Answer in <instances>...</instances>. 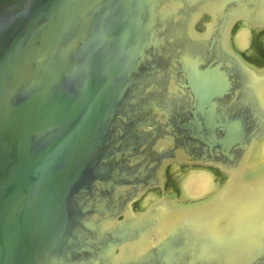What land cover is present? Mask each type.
I'll return each mask as SVG.
<instances>
[{
  "label": "water",
  "instance_id": "obj_1",
  "mask_svg": "<svg viewBox=\"0 0 264 264\" xmlns=\"http://www.w3.org/2000/svg\"><path fill=\"white\" fill-rule=\"evenodd\" d=\"M71 1L28 0L23 11L0 15V264H158L144 254L126 255L146 249L175 227L185 228L191 219L197 223L218 191L239 193L242 187L237 180L251 181L260 173L253 165L259 139L248 145L242 118L222 121L217 109L223 110L228 98L233 99L234 106H241L237 105L238 95L256 105L257 85L259 82L263 88L264 77L250 78L260 70L251 66L235 44L233 28L243 20L252 27L264 26V18L256 14L257 0H197L186 4L191 15L180 25L185 30L186 46L178 56L172 53L173 66L157 74L169 77V108L177 105L172 98L183 97L191 104L187 107H193L184 126L198 140L203 158L209 153L231 156V152L247 149L244 159L228 168L207 159L191 162L172 158L174 137L164 141L159 133L170 115L133 124L134 74L139 68L121 62L117 65L124 55L134 58V49L125 53L116 50L123 44H135L136 33H123L119 38L105 35L100 18L89 31L77 30L81 17L68 14ZM247 11L255 16L245 14ZM59 12L62 14L57 16ZM137 20L123 17L121 28L130 32V28L144 31L150 27L146 23L137 27ZM112 23L106 27H114ZM169 28L178 29L179 24L170 22ZM186 54L192 57L185 59ZM196 62L201 69L215 67L225 80L219 82V75L214 76L211 69L197 73L192 65ZM154 87L146 91L154 92ZM208 88L214 103L210 112L206 105ZM156 107L165 109L164 104ZM256 117L262 121L264 115ZM208 131L213 134L209 138ZM188 147L182 146L185 150ZM162 155L168 156L158 163ZM175 162L219 166L232 175L233 181L223 183L212 194L194 198L197 211L187 209L166 230L159 228L158 218L148 229L135 231V219L154 205L147 207L150 202L144 205L142 201L133 212L129 207L147 190L164 187L165 168ZM159 208L163 209L162 205ZM226 209L224 215L213 216L218 225L232 218V207ZM261 209L264 212V205ZM194 225L200 230L201 224ZM226 228L230 236L224 250L216 249L219 256L230 257L228 264H264V217L258 224L261 250L255 251L251 243L255 232L247 235L250 246L233 249L229 243L235 237L233 221ZM144 242L150 243L144 247ZM108 243V254H103ZM116 248L124 255L114 257ZM201 254L195 261L199 258V264H210L209 255ZM255 254H259L258 260Z\"/></svg>",
  "mask_w": 264,
  "mask_h": 264
},
{
  "label": "flooded vegetation",
  "instance_id": "obj_2",
  "mask_svg": "<svg viewBox=\"0 0 264 264\" xmlns=\"http://www.w3.org/2000/svg\"><path fill=\"white\" fill-rule=\"evenodd\" d=\"M192 1L194 3H197V0ZM257 1L259 3V10L256 14H258V17L260 18H264V0ZM188 2L191 1L72 0L69 3L70 6L68 7V14L76 18L77 16L81 17L80 22H78L76 27L77 30L80 29L89 31L92 28L95 19L100 18L104 34L109 33L110 35L117 36V38H119L123 33H126L125 35L130 34V36H133L134 33H138V36H142L141 41L145 40L146 42L136 45L126 44V46H124L123 44L118 46V49L116 50L117 53H125L128 50L134 49V58L126 59V55H124V57L122 56V58H125L124 60L118 58L117 65L124 63L125 65H129L132 69L139 68L136 76L134 74L136 85L132 94V98L136 101V107H133L131 109V114L134 116V119L132 120L133 124L137 125V122H140L141 124L139 125H143L144 122L153 121L154 116L170 115V119L167 118L166 121H164V128L159 133H161V137L162 139H164V141H169L172 136L174 137L175 143L174 147L171 150L172 158L176 159L179 157H183L190 159L189 161L191 162H194L196 160L202 161V159L206 161L205 159H207L212 161L211 163L224 164V166L230 168L237 165V163H240L244 159L243 154H245L247 149L242 148L236 150L235 152H231V156H224L223 154L212 155L209 153L205 158H203V154L200 153V149L197 148L199 144L198 140L195 139L190 134V132H188L186 126H184L186 124L187 116L191 115L194 111L193 107H187V104H190L188 103L189 100L185 101L186 99H183V97L178 99L172 98L171 100L175 101L177 105L173 108H169L170 96L167 86L169 77L166 75V73L161 77L157 76V74L163 72L165 68H168L169 66H173L175 64V60H172V53L175 52L178 56V53H180L186 46L183 39L185 30L180 28V25L183 23H181V21H184V18H186V16L189 17L191 15V10L186 11L185 7ZM15 4H17L18 6L15 7ZM27 4L28 0H0V15H11L17 12H21L25 9ZM10 6L12 7L10 8ZM196 8L197 6L194 7L195 10ZM195 10H193V12ZM195 13L196 12H194V14ZM61 14L62 13L59 12L56 15L59 16ZM245 14L255 16V13H249V11L245 12ZM123 17L124 19L129 18L132 21H136L137 19H139V21L137 20L136 22L137 25L138 22L139 24L146 23L148 26L150 24V27L144 30L145 32L141 28H130V32L129 29H126V31L121 28ZM111 21H113L112 24H114V27H106L107 23L109 24V26L111 25ZM243 21L245 22H243L242 24L245 23L247 29H250L252 31L250 34H252L253 38L255 39L256 37L259 41L258 45L256 44V41H254V43L250 46L252 50H257L258 53H247L246 57L249 59L251 66L260 71H264V26L252 27L248 21ZM170 22H177L179 24V28H169ZM83 25L85 27H83ZM135 48L137 49V51L135 50ZM141 71L143 72V74H141ZM153 86H155L153 88L155 89L154 92L146 91V89L150 87L152 88ZM257 86L258 91L255 94L256 97L254 98L257 107L254 104L255 102H251L249 100L246 101L244 97H241L242 95H238L236 98L240 103L237 102V105L241 104V106H234L233 99H231L230 101L228 98L225 108H223L222 110L218 107L217 109L222 121H224L225 118H233L235 116L237 118H242L241 122L243 126H245L244 130L246 138H248L247 144L249 145V143L256 138L257 140L259 139L258 141L256 140L257 143L254 147L255 151L260 147L261 143L264 142V118L261 121L259 117H256L258 115H264V103H260L258 101L260 96L264 98V85L263 88H259L260 85L258 82ZM252 96L254 95L252 94ZM229 101L230 104H228ZM160 104H164L165 109L160 107L154 108L155 106H159ZM222 134V131H219V135L221 136ZM185 144L189 145L188 150L182 148V146ZM234 153L235 155L233 156ZM165 154H167V152ZM166 156L168 155L160 156L159 158H157V162L159 163L163 161ZM253 165L258 168L260 172L259 175L264 176V156H260L258 162L253 163ZM187 167H207L213 170L218 169L222 174L231 175L228 172L222 171L219 166L215 165L205 166V164H179L175 162L174 164L168 165L167 168H165V186H158L152 188L151 190H147L139 201L134 202L129 207L130 212H133L134 209L137 210V208L141 204V201H143L148 194L154 192L158 193L154 199H151L152 201L150 200L151 202L149 201L150 203L147 207L160 203L162 205V208L166 209L167 212H170L176 208H186V210L188 209L189 211L196 212L197 206L196 203H194V199L182 195L179 186L174 183L173 170L179 171L180 169H184ZM223 183L221 182L219 187H221ZM160 227L162 229H165L161 226V224L159 225V228ZM116 251L112 254L114 257H116L117 255H124V252L119 251V249L117 248ZM131 254L136 257V254L132 251ZM129 258H132V256L130 255Z\"/></svg>",
  "mask_w": 264,
  "mask_h": 264
},
{
  "label": "rangeland",
  "instance_id": "obj_3",
  "mask_svg": "<svg viewBox=\"0 0 264 264\" xmlns=\"http://www.w3.org/2000/svg\"><path fill=\"white\" fill-rule=\"evenodd\" d=\"M190 1L191 2L187 3L188 5H192L193 1ZM228 1H233L234 3L244 2V0ZM144 25L145 24H139L138 22L137 27H143ZM252 37L253 36H251V38ZM133 38L135 40V44L142 42V36H138V34H136ZM252 41L253 39H251L250 45L253 44ZM245 54L247 55V53ZM191 57L192 56L190 54L185 55V59H190ZM192 65H194L193 68L197 73L207 72L211 69H201L198 67V63L197 65ZM211 70L214 76L219 75V82L225 80L223 74H221L218 69L212 67ZM253 75H249L250 78L256 77L257 80H259V78L264 77V71H259L258 73H255ZM210 89L211 88H208V94H206V105L208 109L207 112H210L212 105L214 104L211 102L212 94L210 92L212 91ZM258 101L260 103H264V98L260 96ZM209 135L213 134H210V131H208L206 136L209 138ZM210 175L211 178L213 177L221 183L220 177L216 175L213 171L210 172ZM174 180L177 181V178H174ZM245 180L246 179L244 178H242L241 180H237V185H240L242 187L239 193H231L230 191L229 194V192L224 193L222 191H218L215 201L211 202L212 205H206L207 207H205V209L202 211L201 218L198 220L196 219L197 223H195L194 219H191V221L186 222L185 228L175 227L168 233L163 234L164 236H160L154 243H151L146 249H136L132 252L140 257L143 256V254L147 255V257H150L152 261L156 260L158 264H199V258H197V260L195 261V257H200L202 255L201 251L206 252L208 255L209 252H214L208 256V258L211 260L210 264H228L230 257H227L224 254H222V256H219V254H217L216 252V249L224 250L227 247L226 242L229 239L228 236L230 235L229 233H227L226 226L228 222L232 221L233 226L235 227L234 232L232 234L235 237L230 238V246H233V249L236 250H244L245 247L250 246V244L252 243L255 247V251H257V249H260L262 247V245H260L261 243L258 237V224L260 223V219L264 217V212H260L262 210L261 207H263L264 205V176L260 178V176L258 177V175H256L254 180ZM250 182H253L252 185H250ZM146 200H150V194L145 197L143 202H145ZM160 205H154L151 209H149L150 211L145 215H142L140 219H135V221H137L134 222L136 226L135 231L139 232L144 229H148V226L154 224L155 221L161 217L160 215H162L165 210L159 208ZM227 207H232V218H227L218 225V219L213 216H219L220 214L224 215L226 213ZM194 224H201L198 225L200 227V230ZM252 232H255L256 235L253 236V238L251 239L252 242L250 243V241H247L246 239L249 238L247 235ZM237 235L241 236L240 242L238 241ZM200 238L202 240L200 246L196 247V243L197 241H199ZM243 239H245V241H242ZM110 245L111 243H108L107 246L104 247L105 250H103V254H108L107 251L109 250L108 247ZM187 253L190 254L188 255ZM130 255L131 251L129 252V254H127V257H129ZM253 256L257 260L259 259V254H255ZM156 258H158V260ZM90 264H97V262L92 261Z\"/></svg>",
  "mask_w": 264,
  "mask_h": 264
},
{
  "label": "bare ground",
  "instance_id": "obj_4",
  "mask_svg": "<svg viewBox=\"0 0 264 264\" xmlns=\"http://www.w3.org/2000/svg\"><path fill=\"white\" fill-rule=\"evenodd\" d=\"M243 22H245V21H239L238 24H235V27L233 28V37H234L235 44L243 52H246L248 54H256V53H258V51L252 50L250 47L251 46L250 45L251 39H253L252 43H254V41H256L257 45L259 44V41L256 37H255V39L253 37L251 38L252 34H250V33L252 31L250 29L248 30L246 24L245 23L242 24ZM251 50L253 51V53ZM261 155L264 156V142L262 143L260 148L257 150L256 156L254 158L256 160H253V162H258L257 160H259ZM212 171L220 177L222 183L223 182L224 183H227V182L231 183L233 181L232 175L222 174L218 169L213 170V169L207 168V167H198V168L197 167H187L184 169H180V171H177V170L174 171L173 170L174 178H177V181L174 180V183H176L177 186H179V188L182 192V195H184L185 197L192 198V199L201 198V197L206 196L210 193L212 194L214 191H217L218 187L221 184L220 181H218L217 179H215L213 177L211 178L210 172H212ZM259 176L260 175H258V177ZM261 177L262 176H260V178ZM157 193L158 192L151 193L150 194V200L154 199L156 197ZM150 200H148V201L146 200L145 202H143V204L147 205ZM171 205H172V203H171ZM185 211H186V208H182V209L176 208V209H173L172 211H170L168 213L167 212L163 213L162 215H160L161 216L160 217L161 222H162L161 226L164 227L165 229H167L168 226L172 222L176 221V219L180 218L182 216V213H184ZM153 238L156 239L155 237H153ZM157 238H158V236H157ZM149 243L150 242H144L143 246L147 247L149 245Z\"/></svg>",
  "mask_w": 264,
  "mask_h": 264
}]
</instances>
